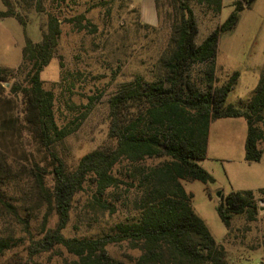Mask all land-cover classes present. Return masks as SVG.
<instances>
[{
    "label": "trees",
    "instance_id": "1",
    "mask_svg": "<svg viewBox=\"0 0 264 264\" xmlns=\"http://www.w3.org/2000/svg\"><path fill=\"white\" fill-rule=\"evenodd\" d=\"M46 1L49 0H37L39 11H44ZM223 1L155 0L158 16L165 7L173 11L168 14L172 23L167 47L156 71L150 79L138 75L111 97L110 136L116 146L88 153L76 170L69 172L57 146L80 128L95 101L91 99L80 118L59 125L56 95L45 88L41 75L57 54L61 19L49 13L42 41L34 42L13 2L2 0L6 10H0V20L14 18L23 26L25 46L17 69L0 67V211L18 218L25 232L32 235L31 222L19 216L10 189L21 182L23 175L33 180L37 199L47 212L42 237H30V257L62 247L75 257L72 264H227L225 246L215 240L196 214L194 195L184 185L193 181L216 183L199 162L208 157L211 127L218 120L244 118L248 125L245 161L258 163L264 154V148H260L264 144V68L250 100L240 107L227 104L240 72H234L223 84H219L216 74L222 35L233 31L241 12L252 8L257 0H237L228 19L197 43L199 26L192 3L218 15L223 11ZM68 22L80 31L97 30L85 14ZM142 26L152 27L145 23ZM196 68L198 75L194 74ZM19 74L24 81L19 80ZM12 81L9 94H5V84ZM26 133L44 147L52 161V186L47 185L46 168L32 160L28 168L16 158L20 149L26 148ZM87 186L93 187L95 208L113 216L126 207L128 214L107 233L68 238L64 230L69 225L75 197ZM257 194L264 196V188L220 194L217 212L228 230L226 237L232 234L235 218L244 217L247 223L258 220ZM53 216L58 222L49 228ZM20 242L12 235L0 238V256ZM115 244H124L138 255L117 260L107 249ZM10 264L40 263L27 260Z\"/></svg>",
    "mask_w": 264,
    "mask_h": 264
},
{
    "label": "rangeland",
    "instance_id": "2",
    "mask_svg": "<svg viewBox=\"0 0 264 264\" xmlns=\"http://www.w3.org/2000/svg\"><path fill=\"white\" fill-rule=\"evenodd\" d=\"M11 1L26 21L27 34L34 42L42 41L49 13L61 19L62 35L57 54L41 75L45 88L53 90L56 95L55 111L59 125L64 126L76 117L80 118L91 99L95 101L80 128L57 146V153L67 170L72 172L88 153L116 146V140L110 136V99L122 85L132 82L138 75L147 79L154 75L167 47L172 23L168 14H173V11L169 7L161 9L159 23L146 28L142 26L140 10L141 7L153 8L154 0H49L43 3L44 11L37 9V0ZM235 2L224 0L223 11L218 15L192 3L199 26L198 44L228 19ZM0 10H6L2 0ZM80 14H85L97 30L80 31L68 22ZM24 46L23 26L14 18L0 20V67L17 69L22 63ZM263 68L264 0H257L252 8L241 12L237 27L224 33L219 43L216 73L219 84L225 83L234 72H240L239 82L227 104L240 107L248 103ZM194 74H199L198 68ZM18 78L24 81L23 75L19 74ZM13 82L5 84V94H9ZM247 128L244 118L215 122L211 127L209 156L199 164L215 177L216 183L184 182L187 192L194 195L192 203L196 214L205 221L215 240L225 246L227 264H264V196L257 194L258 220L247 223L244 217L235 218L229 237H226L228 230L217 212L221 193L264 188V154L258 163L245 161ZM24 137L26 148L20 149L17 160L23 166H29L32 160L46 168V182L52 186L54 176L50 157L34 138L27 133ZM260 148H264V144H260ZM34 186L33 180L23 175L21 182L10 189L19 216L31 222L32 235L25 232L18 218L0 211V238L12 235L17 240L21 239L17 247L0 256V264L27 260L40 264H72L75 257L62 247L34 257L29 255L30 237H42L47 212L38 201ZM93 194V187L87 186L85 192L75 197L71 219L64 230L66 237H97L126 218V207L120 208L113 216L95 208ZM57 222V216L51 217L48 227L53 228ZM107 249L117 260L125 261L130 254L138 255L128 251L124 244L110 245Z\"/></svg>",
    "mask_w": 264,
    "mask_h": 264
},
{
    "label": "crops",
    "instance_id": "3",
    "mask_svg": "<svg viewBox=\"0 0 264 264\" xmlns=\"http://www.w3.org/2000/svg\"><path fill=\"white\" fill-rule=\"evenodd\" d=\"M140 14H141V20L145 24H148L150 26H156L159 23V17L157 14V8H156L155 0H154V7L153 8L150 6L141 7ZM247 127H248V125H247ZM247 131H248V128H247ZM210 136H211V133H210ZM246 138H247V135H246ZM245 143H246V140H245ZM209 147H210V143H209ZM208 156H209V148H208Z\"/></svg>",
    "mask_w": 264,
    "mask_h": 264
}]
</instances>
